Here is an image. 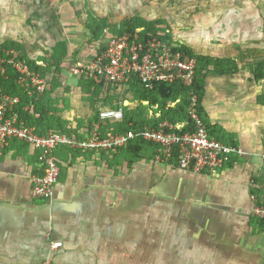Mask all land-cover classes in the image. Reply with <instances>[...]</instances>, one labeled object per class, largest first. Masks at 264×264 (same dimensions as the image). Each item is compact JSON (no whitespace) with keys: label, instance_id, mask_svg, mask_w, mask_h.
Wrapping results in <instances>:
<instances>
[{"label":"crops","instance_id":"obj_1","mask_svg":"<svg viewBox=\"0 0 264 264\" xmlns=\"http://www.w3.org/2000/svg\"><path fill=\"white\" fill-rule=\"evenodd\" d=\"M62 78L75 81L70 90L48 85L38 97L39 134L83 133L99 110L137 107L131 92L107 100ZM211 96L204 108L215 134L244 152L213 175L158 161L148 142L99 154L58 148L59 178L42 202L31 194L37 152L8 141L0 148V264H41L48 255L51 264H264V220L250 213L252 198L264 204V106ZM52 242L61 246L50 252Z\"/></svg>","mask_w":264,"mask_h":264},{"label":"rangeland","instance_id":"obj_2","mask_svg":"<svg viewBox=\"0 0 264 264\" xmlns=\"http://www.w3.org/2000/svg\"><path fill=\"white\" fill-rule=\"evenodd\" d=\"M133 19L158 20L156 35L172 47L236 62L231 74L199 75L204 112L207 93L262 106L264 79L255 81L252 71L264 63V0H0V62L16 54L46 87L56 82L70 90L72 81L62 76L88 51L90 33L114 36Z\"/></svg>","mask_w":264,"mask_h":264},{"label":"built area","instance_id":"obj_3","mask_svg":"<svg viewBox=\"0 0 264 264\" xmlns=\"http://www.w3.org/2000/svg\"><path fill=\"white\" fill-rule=\"evenodd\" d=\"M138 29L133 33L100 37L91 43L81 57L67 63L65 75L85 78L101 86L102 92L110 97H119L128 91L132 81H138L144 88L151 89L154 83H180L190 87L195 77L194 58L176 50L167 41L157 37H144ZM8 68L15 74V83L25 87L30 102L24 111L33 112V103L46 89L45 82L39 81L36 74L16 54L7 56L0 62V80L9 77ZM31 83V84H30ZM264 84V80L261 81ZM20 99L0 90V148L8 141L15 140L31 146L37 152L40 173L31 178L32 197L42 202L50 201L52 190L57 183L60 169L55 151L58 148L88 151L92 153L115 152L126 147L131 141H144L157 147L158 161H176L177 167L195 173L216 174L224 168L233 156H241L243 150L211 137L197 111V98L190 93L187 108L192 132L178 133L183 125H169L166 122L157 128L144 126L125 132L112 128L101 131L100 125L116 124L123 119L125 102L98 111V122L85 132L50 131L38 134L15 112ZM147 104V103H144ZM158 117V115H155ZM153 114L149 113V118ZM250 213L264 220V204L252 198ZM61 246L59 242L49 245L50 252ZM41 264H51L50 255Z\"/></svg>","mask_w":264,"mask_h":264},{"label":"trees","instance_id":"obj_4","mask_svg":"<svg viewBox=\"0 0 264 264\" xmlns=\"http://www.w3.org/2000/svg\"><path fill=\"white\" fill-rule=\"evenodd\" d=\"M159 21L144 22L140 19H133L131 21H126L124 23L123 29L117 34L123 33H133L134 31L140 29V34L144 37H157V27ZM102 33H90L89 42L97 40ZM162 40L164 38L159 37ZM166 41V40H165ZM176 50L181 51L185 55H188L195 59L196 69L195 77L193 83L190 87H185L180 83L166 84V83H154L151 89L144 88L138 81L134 80L130 83L128 91L124 93L131 92L132 99L137 102V107L133 111H127L123 109V119L121 122L116 124H110L108 126L100 127L101 131L104 132L108 128H112L115 131L125 132L128 130H135L142 128L144 126H149L157 128L161 123H167L169 125H183L182 129L178 133L183 134L186 132H192L193 127L188 119L187 108L190 102V93L197 98V111L199 116L202 118L208 134L224 143L236 146L235 142L224 136H217L215 134V126L211 125L202 107L203 101V82L202 78L199 77L202 72H207L212 70L213 73H228L231 74L237 70L236 62L231 58L216 57L212 58L210 56L198 55L186 47L179 46ZM24 61V59L20 58ZM29 68H33L30 63L24 61ZM9 77L4 80H0V90L12 96H18L20 99L19 105H17L15 112L18 114L20 119L24 121L29 126H36L44 117V104L43 99L40 101H34L33 112L38 113L39 117L34 119L31 112H25L24 107L30 102L25 91L15 83L16 74L11 69L8 68ZM252 76L255 81H260L264 79V63L259 64L252 71ZM78 85L83 92H89L93 89V94L95 97L98 93L102 92L101 86L96 85L92 81L85 79L83 77L79 78ZM58 85L56 82H51L49 88H56ZM103 93V92H102ZM101 93V94H102ZM122 93L121 95H123ZM105 95V96H104ZM103 97L109 100L110 98L116 99V97H110L103 93ZM258 103L264 106V93L258 98ZM147 103V104H144ZM173 104V106H171ZM154 110L153 117L146 119L144 113L148 110ZM145 113V114H146ZM158 114V117L155 115ZM94 120L98 122V112L95 114ZM53 131L65 132L63 128L54 129ZM38 133V132H37ZM39 134V133H38ZM44 134V133H43ZM46 134V133H45ZM144 141H131L127 146L142 143ZM126 146V147H127Z\"/></svg>","mask_w":264,"mask_h":264}]
</instances>
